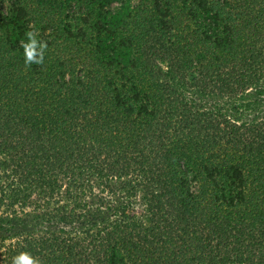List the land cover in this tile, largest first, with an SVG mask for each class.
Wrapping results in <instances>:
<instances>
[{
    "label": "trees",
    "instance_id": "obj_1",
    "mask_svg": "<svg viewBox=\"0 0 264 264\" xmlns=\"http://www.w3.org/2000/svg\"><path fill=\"white\" fill-rule=\"evenodd\" d=\"M21 251L264 264V0H0V264Z\"/></svg>",
    "mask_w": 264,
    "mask_h": 264
},
{
    "label": "clouds",
    "instance_id": "obj_2",
    "mask_svg": "<svg viewBox=\"0 0 264 264\" xmlns=\"http://www.w3.org/2000/svg\"><path fill=\"white\" fill-rule=\"evenodd\" d=\"M24 35L26 39L20 41V46L25 66L43 65L48 50L47 42L38 39V32L34 29L27 30ZM11 264H42V262L39 257L33 256L30 252L21 251L12 258Z\"/></svg>",
    "mask_w": 264,
    "mask_h": 264
},
{
    "label": "rangeland",
    "instance_id": "obj_3",
    "mask_svg": "<svg viewBox=\"0 0 264 264\" xmlns=\"http://www.w3.org/2000/svg\"><path fill=\"white\" fill-rule=\"evenodd\" d=\"M140 204H138V206H139Z\"/></svg>",
    "mask_w": 264,
    "mask_h": 264
}]
</instances>
